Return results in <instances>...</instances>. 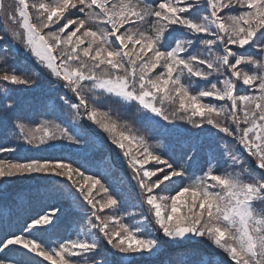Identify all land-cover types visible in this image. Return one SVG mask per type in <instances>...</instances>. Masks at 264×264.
<instances>
[{"label": "snow or ice", "instance_id": "6c2138e0", "mask_svg": "<svg viewBox=\"0 0 264 264\" xmlns=\"http://www.w3.org/2000/svg\"><path fill=\"white\" fill-rule=\"evenodd\" d=\"M16 44L49 74L52 110H66L60 123L17 119L18 138L37 150L79 148L98 129L130 175L111 156L0 158V191L22 178L57 180L80 220L75 238L52 242L64 209L29 217L0 235V264H136L180 255L188 242L210 250L193 264H264V0H0L5 100L40 81L9 63ZM109 100L175 138L182 156L114 116ZM145 207L135 221L129 209ZM183 255L175 264H188Z\"/></svg>", "mask_w": 264, "mask_h": 264}, {"label": "trees", "instance_id": "16d2710c", "mask_svg": "<svg viewBox=\"0 0 264 264\" xmlns=\"http://www.w3.org/2000/svg\"><path fill=\"white\" fill-rule=\"evenodd\" d=\"M14 48L16 49L15 53L11 50L7 53L10 57L9 63L17 65L19 69H26L29 73H32L33 71L40 73L41 81L43 79V71L40 72V69L34 59L23 50L22 46L16 44L14 45ZM4 54L5 53L0 52V55ZM13 55L14 59H12ZM50 79L43 81L41 84L43 90L30 92L28 91L30 87L20 86L15 88L14 91H10L8 93L10 100H5L3 86L0 85V146L17 149V151L9 154V158L24 159L68 155L72 158L80 160L81 163L88 164L92 160H98L101 157L111 156L112 162L116 164V167L118 169H122L125 175H130L125 168H122L119 161L116 159L117 149H115V147L107 141L104 134L98 129L95 130L98 139H96L94 144H89L87 147L81 146L77 148L75 146H70L65 141H56L53 142L51 146H41L39 150L33 148L32 146L26 144V142L22 139L18 138V133L16 132L14 125L9 131L8 129H5L1 132L7 124L11 125V122H15L17 119L30 124L37 122L40 119L53 120L56 123L61 122V120L58 119V116L65 115L66 110H63L61 113H56L52 110V100L54 99L56 93L51 90L49 84ZM35 87L38 86H34L33 88ZM5 103H14L15 107L5 113L2 110V105ZM106 104L113 109L114 116L115 113L119 111L121 114V121L123 122L124 120H127L138 130L140 134L148 137L151 144L154 146L170 144L173 154L177 158L182 156L183 150L180 147V143L175 138H166L164 135L155 134L152 127L148 125L147 122L138 123L136 121V112L134 108L125 112V110L114 101L109 100ZM181 130H183V125L181 126ZM159 150L163 151V147H160ZM5 156H7V153H0V158ZM194 171H197V174H199L198 169H194ZM47 180L49 179L42 176L17 179L13 180L10 184H7L6 191H0V233H2L0 235H3L5 231L17 232L25 224V222L29 221V217L35 216L38 213L44 214L51 208L59 207L64 209V211L60 214L61 219L59 221L54 219V223L57 224V227L49 230L47 238L52 242L60 239H67L69 237L75 238L76 231L80 224L79 212L78 210L69 209V206L64 199L56 193L54 188L56 184H52L49 188H44L40 185ZM2 188H4V185L0 189ZM28 190L33 193V197L27 193ZM257 207L264 208V205H257ZM12 209L15 210L14 215H11L10 211ZM129 211L134 213L133 218L135 221H142L145 218V215H147L146 207L143 215L140 214L141 210L139 208L129 209ZM59 225L61 226L62 232L56 233ZM184 252L187 253L186 258L188 264H193V262L197 259L203 258L206 253L210 252V250L203 242H188L183 246L182 253L180 255L164 253L158 257L150 259L141 257L136 261V264H161V262H163V264H167V261L170 259L173 264H175L177 260L185 259L183 255ZM112 259L115 261L118 257L113 255ZM45 264H50V262H45Z\"/></svg>", "mask_w": 264, "mask_h": 264}, {"label": "rangeland", "instance_id": "374dc122", "mask_svg": "<svg viewBox=\"0 0 264 264\" xmlns=\"http://www.w3.org/2000/svg\"><path fill=\"white\" fill-rule=\"evenodd\" d=\"M11 2V0H6V3H10ZM38 65V64H37ZM38 67H39V69H40V72L41 71H43V73H42V75H43V79L41 80V81H38L37 82V84L35 85V86H38V87H35V88H33V87H30L29 89H28V91H30V92H35V91H38V90H43V87H41V84L43 83V81H47V80H49L50 79V76H49V74L47 73V71L45 70V69H43L41 66H39L38 65ZM46 77V78H45ZM38 122V121H37ZM13 125H14V122H11V125H6L4 128H3V130L1 131V132H3L5 129H8V131L13 127ZM7 156L9 157L10 155L7 153ZM52 184H57V180H47V181H44L43 183H41L40 185L42 186V187H44V188H49L50 186H52ZM1 187H3V184H1L0 185V188ZM11 191V190H10ZM9 191V192H10ZM27 193H29V195L30 196H32L33 195V193L32 192H30L29 190L27 191ZM34 196V195H33ZM32 196V197H33ZM10 198V197H9ZM11 199V198H10ZM10 199H9V201H10ZM11 215H14L15 214V210L14 209H12L11 211ZM58 232H62L61 231V226L59 225V227H58V229H57V231H56V233H58ZM0 234H2V233H0Z\"/></svg>", "mask_w": 264, "mask_h": 264}]
</instances>
